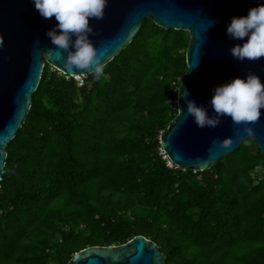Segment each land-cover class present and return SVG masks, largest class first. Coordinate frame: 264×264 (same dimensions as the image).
<instances>
[{
	"label": "trees",
	"instance_id": "1",
	"mask_svg": "<svg viewBox=\"0 0 264 264\" xmlns=\"http://www.w3.org/2000/svg\"><path fill=\"white\" fill-rule=\"evenodd\" d=\"M188 32L147 18L106 65L76 81L46 63L7 148L0 264H68L142 235L167 264H264V157L253 140L201 172L170 166Z\"/></svg>",
	"mask_w": 264,
	"mask_h": 264
},
{
	"label": "water",
	"instance_id": "2",
	"mask_svg": "<svg viewBox=\"0 0 264 264\" xmlns=\"http://www.w3.org/2000/svg\"><path fill=\"white\" fill-rule=\"evenodd\" d=\"M264 0H109L102 20H90L97 35L92 39L106 65L134 39L147 18L165 30L188 32V71L178 94V114L160 137L167 158L178 168L201 172L214 167L223 157L253 140L264 157V115L258 123L235 124L222 117L216 128H199L187 115V101L204 105L210 115L213 89L236 77L258 75L264 82V58L256 61L233 59L230 48L245 41L230 39L227 27L233 17L248 15ZM58 22L45 19L33 0H0V182L7 160V148L22 128L31 109L46 63L69 77H86L87 70L64 68L67 53L56 48L46 33ZM186 93L182 97V93ZM264 113V109L261 110ZM245 127H252L249 137ZM232 139L230 148L222 147ZM68 264H167L159 246L139 235L125 244L91 246L77 252Z\"/></svg>",
	"mask_w": 264,
	"mask_h": 264
},
{
	"label": "clouds",
	"instance_id": "3",
	"mask_svg": "<svg viewBox=\"0 0 264 264\" xmlns=\"http://www.w3.org/2000/svg\"><path fill=\"white\" fill-rule=\"evenodd\" d=\"M33 3L41 17H55L58 22L46 35L56 48L57 58L67 53L64 68L87 70L97 81L106 79V63L90 38L97 35L90 20L105 17L109 0H33ZM227 35L238 41L247 38L243 44L237 43L230 48L233 59L243 62L264 58V3L251 8L247 16L233 17ZM3 47L4 39L0 36V48ZM185 95L183 92L182 97ZM209 103L214 115H210L204 105L188 100L185 119L192 117L199 128H216L225 116L237 125L258 123L264 115L261 111L264 109V82L252 73L243 78L236 77L214 88ZM244 131L249 137L255 135L252 127H245ZM232 143V139H225L222 147L230 148Z\"/></svg>",
	"mask_w": 264,
	"mask_h": 264
},
{
	"label": "rangeland",
	"instance_id": "4",
	"mask_svg": "<svg viewBox=\"0 0 264 264\" xmlns=\"http://www.w3.org/2000/svg\"><path fill=\"white\" fill-rule=\"evenodd\" d=\"M75 80L81 82V81L83 80V78H82V77H79V76H76V77H75Z\"/></svg>",
	"mask_w": 264,
	"mask_h": 264
},
{
	"label": "built area",
	"instance_id": "5",
	"mask_svg": "<svg viewBox=\"0 0 264 264\" xmlns=\"http://www.w3.org/2000/svg\"><path fill=\"white\" fill-rule=\"evenodd\" d=\"M169 165H170V166H173L174 164L170 161V162H169Z\"/></svg>",
	"mask_w": 264,
	"mask_h": 264
}]
</instances>
